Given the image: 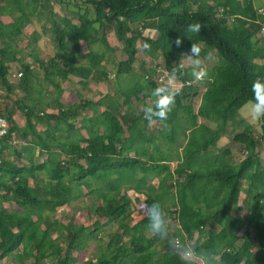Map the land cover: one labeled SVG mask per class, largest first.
<instances>
[{
  "label": "trees",
  "instance_id": "trees-1",
  "mask_svg": "<svg viewBox=\"0 0 264 264\" xmlns=\"http://www.w3.org/2000/svg\"><path fill=\"white\" fill-rule=\"evenodd\" d=\"M74 1L77 8L92 7L94 18L81 14L80 8L72 12L76 18L55 15L49 30L57 51L45 59L30 51L34 36L24 44V29L43 17L39 11L42 0H0V117L13 111L10 132L26 143L19 151L11 135L0 140V264H181L167 242L162 251H157L159 238L141 237L148 222L147 209L153 201L163 207L165 196L172 198L169 202L174 210L169 215L178 228L174 236L184 240L196 236L194 243L198 246L215 248L217 264H264V260L253 262L248 233L237 244L242 229L256 222L264 229V165L257 154L264 139V120L257 139L251 123L237 118L242 105L252 98L253 81L264 79V11L254 0ZM4 16L12 21L4 24ZM195 23L202 25L200 33L186 31ZM108 25H113L124 55L115 62L117 47L109 40ZM145 31L156 35L146 37ZM178 37L182 38V47L174 44ZM192 43L203 49L202 55L211 52L216 57L215 62L207 64L211 80L205 81L202 93L197 87L200 83L186 86L193 78L190 68L184 66L175 89L176 106L167 121L172 135L166 137L170 143L177 132L185 134L187 130L180 122L193 116L217 128L201 125L190 132L183 163L174 171L175 183L167 185L174 181L167 167L159 170L140 161L142 149L152 139L149 133L145 135L148 124L142 109L146 100L152 99L151 90L159 85L155 73L166 76L177 68ZM95 44L100 49H94ZM138 47L145 60L136 68ZM27 50L37 68L25 61L23 53ZM83 50H87L83 55L85 65H78L75 57ZM147 59L152 67L145 68ZM106 63L113 66L112 70ZM9 64L19 65L22 75L18 79H10ZM110 75L115 79L113 96L105 95L98 102L80 97L77 103L63 104L62 83L75 78L87 89L95 80ZM136 102L142 106L137 108ZM86 110L93 115L83 116ZM39 122L47 125L42 133L36 130ZM228 126L240 128L230 135L242 147L244 158L234 165L222 155L211 168L190 167V161L216 145ZM80 129L86 130V138L79 137ZM36 148L40 154H47L41 164L34 162ZM6 150L15 159L4 158ZM132 150L134 157L130 156ZM153 168L158 176L165 173L160 185L169 190L161 191L156 198L149 196L135 207L128 192L141 191L146 185L144 177L136 178V172L148 175ZM40 171L52 184L41 197L39 183L29 185V179L40 178ZM81 187L92 188L88 194L98 199L89 212L96 222L103 219L104 223L93 222L86 229L64 216L66 223L59 225L57 210L85 195ZM172 188L174 193L170 192ZM242 193L246 214L237 217ZM136 214L141 219L134 224ZM106 225L113 229H109L104 242ZM36 233L43 244L35 242ZM90 242L95 243L97 256L79 263L76 254L86 250ZM259 242H264V235ZM24 245L31 250L26 255L20 251Z\"/></svg>",
  "mask_w": 264,
  "mask_h": 264
},
{
  "label": "rangeland",
  "instance_id": "rangeland-1",
  "mask_svg": "<svg viewBox=\"0 0 264 264\" xmlns=\"http://www.w3.org/2000/svg\"><path fill=\"white\" fill-rule=\"evenodd\" d=\"M254 2H255V5L257 7L261 8V10L264 11V0H254ZM75 4H76V1H74V0H42V3L39 6V11L41 13H43V17L40 19V21L38 23L35 22L34 24L29 25L24 29V44H27L28 41H31L33 36L36 38L35 43H33V45L30 48V51H31V49H33V52H35L37 55H39L45 59H47L48 57L54 56L56 54L57 49H56V46L54 44L55 42L53 40L52 33L49 30V28L52 26V23L54 21L53 19H55L54 18L55 15L57 17H62L65 15L68 17L76 18V17L72 16V12H75L76 10H79V8H80L81 14L85 15L88 18H94V11H93L92 7L80 5L81 7L77 8V6ZM4 19H6V18H4ZM11 21H12V19H11ZM75 21L76 20H74V22ZM42 25L45 26L47 30H43ZM106 29L108 31V37H109L111 44L113 46L117 47V50H116L115 54L113 55V62H115L118 59H121V56L124 57V55H122V53H121V43H119L115 37V34L113 32V25H108ZM143 35L146 37H154L156 35V33L152 32V31H145ZM96 36H100V33L97 34ZM137 44H139V43L137 42ZM94 49H100V45L95 44ZM28 51L29 50H27L26 52L23 53V57L25 58V61L30 63L33 67L37 68L35 60L33 58H31V56L28 54ZM139 51H140L139 56H138L139 58L137 59V61L134 64L135 66H137L136 68L139 67L142 60L144 59V55L142 54L140 48H139ZM83 55L84 54L82 52L80 54L76 55L75 59H76V63L78 65L85 63ZM183 64L185 66H187L185 61H183ZM106 65H107L108 70H112L113 66L111 64H106ZM152 65H153V63H151L150 60L147 59V64L145 65L146 66L145 68L152 67ZM9 68H10L11 75L20 72L18 64H9ZM10 79L14 80L13 78H10ZM72 81L73 80H71V82L68 81V82L63 83V87L66 90L70 89L71 92H75V93L77 91H81L82 92L81 95H83L87 98L98 100L99 98H101L105 95H108V96L114 95L115 79H112L111 75L109 76V78H107L105 80L104 79L103 80H95L91 84L90 88L88 87L87 91H83L79 84L76 85V82H72ZM66 87H69V88L67 89ZM50 96L53 97V94H51ZM76 96H77L76 94L73 95L71 97V99H76ZM2 97H3V92L0 88V98H2ZM146 101L149 102V100H146ZM139 105H141V103H139ZM139 105H137V106H139ZM246 116H247L246 111L241 108L238 111L237 118L247 120ZM204 122L208 127L217 128V126L214 125L213 123L203 121V120L198 119L196 117L191 118L190 123H191V126L194 127V126H197V125L202 124ZM248 122H250V121H248ZM250 123L253 126L254 136L257 139H259L261 132H262V124H263L262 120L260 122H250ZM233 131L239 132L241 130L238 127L228 126L225 129V135L223 136V138L220 141V147L222 150H224L226 148L230 149L234 153L235 162L238 163L242 157L241 150H243V149H242V147L240 148V146L233 143L232 136L230 135V133ZM23 142L24 141L20 140V138H15V142L12 144L14 145L15 148H17V150L21 151V147H22ZM182 145H184V140H183L182 136H179L177 143L174 146H170V148H178L179 146H182ZM160 147L163 149L167 148L166 145L162 142V140H161V146ZM257 154L260 157V159L262 160V163L264 165V139H262L260 144L258 145ZM155 156H157V155H155ZM4 158L15 159V157L12 156L9 153V151H7V150L5 151ZM42 158H44V156ZM19 163H21V162H19ZM41 179H42L41 182L45 183L44 179H46V178L44 176H41ZM47 183H50V182L48 181ZM51 185H52L51 183H50V186L48 185L47 190H46L47 186L45 187V189L41 188L38 191V195L41 197L42 194L45 193L44 191L49 190ZM243 186L246 187L245 184ZM43 187H44V185H43ZM39 188L40 187H38V189ZM81 188H82L83 194H85V195L79 196L78 200L70 202L67 206L63 207L60 211H62L64 213V215L65 214H67L68 216L73 215L74 216V220H73L74 225H76V226L82 225L83 227H86V229H87V227L89 225L91 227V224L93 222H96V219H92V216H91L89 210L90 211L92 210L91 207L95 204L96 199H98V198H96L95 195H89L88 194L92 188H84V187H81ZM75 192L77 193V190H75ZM139 219H141V216H135V219H134L135 223L134 224L139 222ZM96 223L101 225L104 223V220L103 219L98 220V222H96ZM173 226H175V225L173 224ZM103 229H105V232L102 233V236H103L104 242H105V240H107L109 237V235H108L109 229H113V228L106 225L103 227ZM145 229L146 228H144L143 235L141 237L142 238L143 237L144 238H150L152 235H150L147 232V230H145ZM174 232H175V227H174L173 233ZM33 237L35 239V242H37L39 244H43V241L41 240L39 233L34 234ZM165 242L166 241L160 240L156 244L157 249H162ZM20 251L22 254L26 255L27 252H29L31 250H30L29 246L27 247L26 245H24V246H21ZM76 256L78 257L77 259H78L79 263H84L87 259H89L91 257H96L97 252L95 250V243L90 242L89 247L86 250H84L80 253H77Z\"/></svg>",
  "mask_w": 264,
  "mask_h": 264
},
{
  "label": "crops",
  "instance_id": "crops-1",
  "mask_svg": "<svg viewBox=\"0 0 264 264\" xmlns=\"http://www.w3.org/2000/svg\"><path fill=\"white\" fill-rule=\"evenodd\" d=\"M4 18H6V19H4ZM1 21L4 24H8V23L11 22V19L8 16H4V17L1 18ZM86 52H87V50H83L82 51L83 54H85ZM80 65H85V63L80 64ZM71 80H73L72 82H76V85L78 84L77 83L78 80H76L75 78H71ZM69 82H71V81H69ZM91 84L89 85V88H90ZM206 85H207L206 82L197 84V87H199V89H200V93H202L206 89ZM62 88H64L63 87V83H62ZM66 88L68 89L69 87H66ZM82 90L83 91H87L88 88L87 89H83L82 88ZM75 94L77 95L76 99H71V97L73 95H75ZM81 94H82L81 91H77L75 93V92H71L70 89L66 90L64 88V93H63V96H62V102H63V104L77 103L79 101L80 97L81 98L83 97L84 99H87V100H92L94 102H98V101H100L102 99V97H101L98 100H95V99L87 98V97H85V96H83ZM197 99H198V102H197V104H198L199 101H200V96ZM149 102H150V100H149ZM149 102L146 101L145 104H148ZM137 105H139V103L136 102L135 106L137 108L138 107L140 108L142 106V105H139V106H137ZM99 110H100V112H102V108L101 107L99 108ZM48 112H49V110L45 111L44 113H48ZM40 114H42V113H40ZM85 115L88 116V117H91L93 115V113L91 111L86 110V112L83 113V116H85ZM193 117H196V118L201 119L203 121H207V120L199 118L197 116H193ZM193 117H191V118H193ZM191 118H188L187 120L184 119V120H182L180 122V123L183 124V127L187 131L185 132V134H183V132H177V136H176L175 140H173L174 139L173 138L172 141H170V143H168L169 139H167V137H166L168 134L172 135V132L170 131V126L167 125V127H164L161 124H156V125H154L152 127L147 126L144 129V132L146 134L145 133L144 134L147 135L149 133L150 134L149 137H150V139L151 138L152 139H151V143L145 145V147L142 149V151L144 153V156H142L140 158V161H142V163H145V164H151V165L157 166L156 168L159 169V170H161L162 167H167L168 171L174 176V171L177 169L178 165L183 163V150L185 149L187 138L191 134L190 132L192 130H194V129H198L199 126H201V125L208 127L205 124V122L202 123V124H199L197 126H194V127L191 126V123H190L191 122ZM207 122H209V121H207ZM75 125H76V128H78L80 126V123H77ZM46 128H47V125L45 123H41V122L36 123L37 132L42 133V132H44L46 130ZM224 135L225 134H223L220 137V139L217 141L215 146L211 147L207 152H205V153H203L201 155H198L196 161H193V162L190 161V163H189L190 167L194 166L195 168H197V167H199V168L210 167L211 168L214 165H216L217 163H219L220 158H221L222 155H225V160L227 162H229L231 164H234V165H237L244 158V151L241 150L242 157H241L240 161L238 163L235 162L234 153L228 148L222 150L221 147H220V141H221V139L223 138ZM179 136L183 137L184 145L179 146L178 148H170V146H174L177 143V140H178ZM79 137H83V138L85 137L86 138L87 137L86 130L80 129ZM161 140L166 145L167 148L163 149V148L160 147L161 146ZM24 142L22 143V146H26V143H24ZM233 143H235V142H233ZM235 144H237V143H235ZM237 145L240 146L239 144H237ZM240 148H241V146H240ZM33 152H34V162H35V164L43 163V161L47 157L46 156L47 154L46 153L40 154V151L38 150V148L34 149ZM4 154H5V151H4ZM155 155H157V156H155ZM43 156H44V158H42ZM130 156L134 157V150H132ZM150 157H152V159ZM11 159H13V158H11ZM151 160H153V161L151 162ZM24 162L26 163V161H24ZM189 165H188V167H189ZM164 175H165V173H161L158 176L154 168H153V170H151V172L148 175L143 174L142 171L136 172V178L137 179H142L144 177L145 180H146V185H145L144 189L141 190V191L136 192V191L131 190V191L128 192V195L131 198V200L136 203L135 207H140L142 202H144L145 200L149 199V196H151L152 198H156L157 195L161 193V191H163L162 193H165L166 190H169L168 187H166V186H164V187L162 186V188H161L160 179H162L164 177ZM39 176H40V178L36 177L34 179H29V185L30 186H35V183L38 182L39 183V187H40L39 190L41 188L45 189L46 186H47L46 187V190H47L48 189V185L50 186V183H47L48 179H44L45 183L41 182V180H42L41 176H44L46 178L44 172L40 171ZM175 178L176 177L174 176V181L170 182L167 185L174 184L175 183ZM43 185H44V187H43ZM159 185H160V188H159ZM246 185L247 184H245V186ZM148 187L151 188V189L153 187L155 190L154 191L153 190H147L146 188H148ZM174 190L175 189L172 188V189H170V192L174 193ZM44 192H47V191H44ZM244 198H245V194L242 193L241 197H240L239 204H238V208L235 211L237 217H244L245 214H246L245 207H244V205L242 203ZM171 200H172V198L170 196H165L164 200L162 199V201H164L166 203L163 206V208H164L165 212L168 215H169V212L171 210L172 211L174 210L173 208H170V202L169 201H171ZM73 201H75V200H73ZM60 210L61 209L57 210L55 219L57 220L59 225H64L66 222L63 219V217L64 216H68V215L67 214L64 215V213L62 211H60ZM135 216H139V215L136 214ZM68 217L74 219L73 215L72 216H68ZM173 224L175 225L174 227H175V231H176V229H178L177 225L174 222H173ZM245 232L249 234V238H250V241H251V244H252L251 254H252L253 262L259 263L260 261H263L264 260V242H262L263 244L262 243L260 244V242H259V239H260L261 235H264L263 224L256 222L251 228L242 229V231L238 233V237H239V240H238V243H237L238 246L241 244V236ZM260 233H262V234H260ZM195 239H196V236L192 238V241L194 242ZM157 251H162V249H157ZM217 260H218V257H217Z\"/></svg>",
  "mask_w": 264,
  "mask_h": 264
},
{
  "label": "clouds",
  "instance_id": "clouds-1",
  "mask_svg": "<svg viewBox=\"0 0 264 264\" xmlns=\"http://www.w3.org/2000/svg\"><path fill=\"white\" fill-rule=\"evenodd\" d=\"M202 25L200 23L190 24L187 27L188 32L200 33ZM182 38L174 41L176 47H182ZM203 49L195 43H192L189 52L182 54V59L190 68V75L195 83H204L210 81L208 63L215 62L216 57L209 52L202 55ZM184 64L181 63L177 68L167 73L162 78L160 84L151 90L152 99L146 104L143 111V118L147 121L149 127L161 124L167 127V121L170 113L176 106L175 91L177 85L181 82V76L184 74ZM252 98L242 105L246 111V119L250 122H260L264 120V79H256L251 85ZM147 217V232L166 241L171 253L179 258L181 264H217V252L215 248H203L195 244L192 240L180 239L174 236L173 220L165 212L159 201H153L145 213Z\"/></svg>",
  "mask_w": 264,
  "mask_h": 264
},
{
  "label": "built area",
  "instance_id": "built-area-1",
  "mask_svg": "<svg viewBox=\"0 0 264 264\" xmlns=\"http://www.w3.org/2000/svg\"><path fill=\"white\" fill-rule=\"evenodd\" d=\"M22 74L20 72L15 73L11 75L12 78L18 79ZM155 81L160 84L163 77H165L162 73H155ZM113 78V75H111ZM145 79H148V76L145 75ZM195 82H187L186 86L195 85ZM14 118L13 111H10L8 113V116L6 117H0V140H2L4 137L11 135L12 136V143L15 142L16 136L10 132V119Z\"/></svg>",
  "mask_w": 264,
  "mask_h": 264
}]
</instances>
